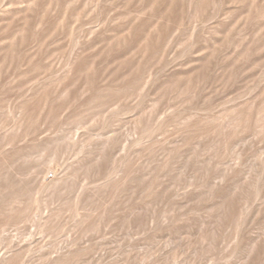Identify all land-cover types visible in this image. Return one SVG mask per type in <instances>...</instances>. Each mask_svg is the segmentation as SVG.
Wrapping results in <instances>:
<instances>
[{"label": "rangeland", "instance_id": "1", "mask_svg": "<svg viewBox=\"0 0 264 264\" xmlns=\"http://www.w3.org/2000/svg\"><path fill=\"white\" fill-rule=\"evenodd\" d=\"M0 264H264V0H0Z\"/></svg>", "mask_w": 264, "mask_h": 264}]
</instances>
